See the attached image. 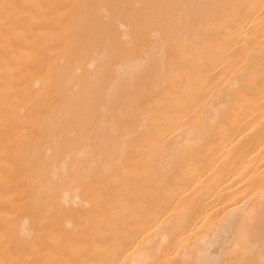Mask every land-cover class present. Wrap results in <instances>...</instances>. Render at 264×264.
Returning a JSON list of instances; mask_svg holds the SVG:
<instances>
[{
    "label": "bare ground",
    "instance_id": "bare-ground-1",
    "mask_svg": "<svg viewBox=\"0 0 264 264\" xmlns=\"http://www.w3.org/2000/svg\"><path fill=\"white\" fill-rule=\"evenodd\" d=\"M0 264H264V0H0Z\"/></svg>",
    "mask_w": 264,
    "mask_h": 264
}]
</instances>
